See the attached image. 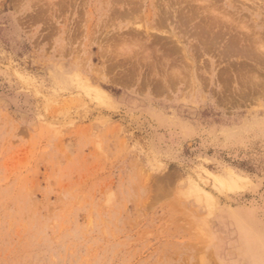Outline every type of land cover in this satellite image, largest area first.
I'll return each instance as SVG.
<instances>
[{
  "label": "rangeland",
  "instance_id": "rangeland-1",
  "mask_svg": "<svg viewBox=\"0 0 264 264\" xmlns=\"http://www.w3.org/2000/svg\"><path fill=\"white\" fill-rule=\"evenodd\" d=\"M263 63L264 0H0V264H264Z\"/></svg>",
  "mask_w": 264,
  "mask_h": 264
},
{
  "label": "bare ground",
  "instance_id": "bare-ground-1",
  "mask_svg": "<svg viewBox=\"0 0 264 264\" xmlns=\"http://www.w3.org/2000/svg\"><path fill=\"white\" fill-rule=\"evenodd\" d=\"M157 1V0H156ZM199 5V4H198ZM209 5V4H208ZM200 6V5H199ZM211 6V5H210ZM189 8V7H188ZM170 9V8H169ZM173 9V8H172ZM182 10H183V8H181ZM166 10H168V9H166ZM173 11V10H172ZM219 11V10H218ZM168 12V11H167ZM167 12H166V14H167ZM170 12V11H169ZM169 12H168V14H169ZM212 13H213V11H211ZM221 13V12H220ZM223 13V12H222ZM167 14V15H168ZM171 14H173V13H171ZM182 13L181 12H179L177 15H173L174 17H177V18H183V17H180V16H182L181 15ZM209 13H207V16H209L208 15ZM214 14H215V12H214ZM217 14V13H216ZM219 14V13H218ZM217 14V15H218ZM224 14V13H223ZM243 14V13H242ZM159 15V14H158ZM161 15H162V13H161ZM159 16L158 17V21H163L165 18H166V16L167 15H165V13L163 14L164 16ZM189 15V14H188ZM170 16V15H169ZM214 16V15H213ZM223 16V15H222ZM226 16V15H225ZM225 16H224V18H225ZM228 16V15H227ZM230 16V15H229ZM168 17V16H167ZM217 17H219V16H217ZM232 17V16H231ZM190 18V17H189ZM214 18V17H213ZM168 19H169V17H168ZM171 19V18H170ZM178 19V20H179ZM184 19V18H183ZM217 20H219L218 18H216ZM223 19V18H222ZM227 19V18H226ZM222 20V21H227V20ZM232 19V18H231ZM157 20V19H156ZM155 20V21H156ZM208 20V19H207ZM214 20H215V18H214ZM229 20V19H228ZM172 21V20H171ZM170 21V22H171ZM176 21V20H175ZM206 21V20H205ZM233 21V20H232ZM157 22V21H156ZM169 22V23H170ZM221 22V21H220ZM230 22V21H229ZM228 22V23H229ZM159 23V22H158ZM212 23H213V25H214V23H215V21L213 22L212 21ZM218 23H219V21H218ZM217 23V24H218ZM223 23H225V22H223ZM161 24H164V23H162L161 22ZM207 24V23H206ZM250 24V23H249ZM159 25V24H158ZM164 25H166V24H164ZM219 25V24H218ZM167 26V25H166ZM221 26H222V24H221ZM228 26V25H227ZM251 26V25H250ZM160 27V26H159ZM241 27H242V25H241ZM209 28V27H208ZM211 28V27H210ZM246 29V28H245ZM209 30V29H208ZM213 30V29H212ZM223 30V29H222ZM148 31V30H147ZM216 31V30H215ZM215 31H213V34H214V32ZM218 31V30H217ZM246 31L248 32V30L246 29ZM211 32V31H210ZM235 32V31H234ZM251 32V31H250ZM215 33H217V32H215ZM212 34V33H211ZM219 34V33H218ZM148 35V34H147ZM215 36V35H214ZM242 36V35H241ZM241 36H237L236 38L235 37H233L234 39H232L231 38V40L230 41H228L226 44H224V51L226 52V50L228 49V48H230V49H233L234 48V45H236L235 47L236 48H238L237 47V44L239 45V47H240V49H237L238 50V52L240 53V50L241 51H243V52H245V51H247L249 48H251L250 47V44L248 43L247 44V42H248V40H247V38H245V36L244 37H241ZM247 36V35H246ZM160 37V36H159ZM172 37V36H171ZM149 38V37H148ZM174 38V37H173ZM222 38L223 39H225L223 36H222ZM156 39V38H155ZM160 39V38H159ZM162 39V38H161ZM216 39V38H215ZM221 39V38H220ZM222 40V39H221ZM254 40V39H253ZM176 42H178V41H176ZM250 42V41H249ZM140 43V42H139ZM237 43V44H236ZM152 44V43H151ZM154 44V43H153ZM193 44V43H192ZM114 45H115V43H114ZM247 45V46H246ZM261 45V44H260ZM146 46H150L149 44H147ZM116 47H117V45H116ZM165 47V46H164ZM222 47V46H221ZM118 48V47H117ZM226 48V49H225ZM255 48V47H254ZM258 48V47H257ZM124 49V48H123ZM147 48H145V50H146ZM150 49H152V48H150ZM252 49V48H251ZM263 49V48H262ZM112 50V49H111ZM117 50V49H116ZM143 50H144V48H143ZM155 50V49H154ZM118 51H120V50H118ZM164 51V50H163ZM169 51V50H168ZM221 51H222V49H221ZM248 52H249V50H248ZM248 52H245L246 54L248 53ZM146 53V52H145ZM157 53H158V51H157ZM168 53V52H167ZM223 53V52H222ZM227 53H228V51H227ZM250 53V52H249ZM156 54V53H155ZM159 54V53H158ZM126 56V55H125ZM169 56V55H168ZM141 57V56H140ZM154 57H155V55H154ZM221 57H222V55H221ZM113 58V57H112ZM111 58V59H112ZM127 58V57H126ZM129 58V57H128ZM170 58V57H169ZM171 58H173V57H171ZM240 58V57H239ZM108 59V58H107ZM150 59V58H149ZM177 59V58H176ZM146 60V59H145ZM250 60V59H249ZM112 61V60H111ZM138 61V60H137ZM117 63H118V61H116ZM123 62V61H122ZM133 62V61H132ZM260 62V61H259ZM153 63V62H152ZM119 65L121 64V60H120V63H118ZM135 64V63H134ZM156 64V63H155ZM154 64V65H155ZM261 64V63H260ZM145 65H147V64H145ZM150 65H151V62H150ZM153 65V64H152ZM153 65V66H154ZM247 65H249V64H247ZM263 65H264V63H263ZM152 66V67H153ZM174 66V65H173ZM251 66H252V64H251ZM132 67V66H131ZM250 67V66H249ZM171 68V67H170ZM126 69V68H125ZM137 69V68H136ZM154 69V68H153ZM234 69V68H233ZM235 69H237V68H235ZM127 70V69H126ZM127 71H129V70H127ZM181 71V70H180ZM237 71V70H236ZM131 72V71H130ZM121 73V72H120ZM123 73V72H122ZM150 74V73H149ZM179 74V73H178ZM181 74V73H180ZM122 75V74H121ZM142 75V74H141ZM129 76H131V75H129ZM127 77V76H126ZM148 78V77H147ZM153 78V77H152ZM143 80V79H142ZM226 81V80H225ZM231 82V81H230ZM97 88V87H96ZM92 89L93 91H94V94H95V97L97 96V97H100V96H102L103 95V91L102 90H100V89ZM239 90V89H238ZM208 172V171H207ZM208 174L210 175V173L208 172ZM215 180V179H214ZM218 181H219V183H222V184H224L226 181L225 180H223V178H218Z\"/></svg>",
  "mask_w": 264,
  "mask_h": 264
}]
</instances>
